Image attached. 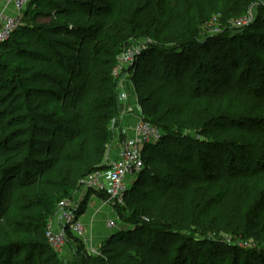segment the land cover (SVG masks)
Listing matches in <instances>:
<instances>
[{"label": "trees", "instance_id": "obj_1", "mask_svg": "<svg viewBox=\"0 0 264 264\" xmlns=\"http://www.w3.org/2000/svg\"><path fill=\"white\" fill-rule=\"evenodd\" d=\"M176 9L168 21L154 0H33L24 11L20 28L0 46V264H59L45 239L47 221L81 179L104 168L123 77L113 70L127 40L149 23L148 14L155 15L147 28L156 45L135 57L127 73L141 116L162 139L143 148L127 208L115 209L124 228L111 232L94 264H209L210 249L176 247L152 229L180 224L190 231L207 223L209 205L225 201L242 179L239 173L216 183L203 178L214 152L241 155L242 146L222 139L228 92H211L216 85L207 76L215 66L200 57L206 46L197 38L199 22ZM254 31L244 32L228 56L259 59L264 20ZM174 42L178 53L167 48ZM219 68L229 71L228 58ZM258 70L247 72L264 79ZM263 204L261 192L239 222L260 242L264 220L253 222V216ZM235 255L233 264H264L262 249Z\"/></svg>", "mask_w": 264, "mask_h": 264}, {"label": "rangeland", "instance_id": "obj_2", "mask_svg": "<svg viewBox=\"0 0 264 264\" xmlns=\"http://www.w3.org/2000/svg\"><path fill=\"white\" fill-rule=\"evenodd\" d=\"M245 3L246 0H154V6L162 15L161 20L168 21L171 16L175 15L174 10H178L177 7H183L184 15L194 16L199 22L197 38L202 47L206 46L199 53L200 57L203 58L205 55L209 64L215 66L214 72L207 76L212 84L216 85L211 92L216 93L223 90L228 92L225 104L226 115L230 119L222 139L242 146L241 155L232 156L214 152L212 159L207 161L210 171L205 173L203 178L205 177L211 183H216L223 177H234L238 173L242 178L230 197L222 203L212 202L209 205L207 223L191 228L190 231L180 224L163 226L154 223V226L152 225L153 232L156 230L164 232V237L176 243V247L186 244L190 248L189 251L194 253L210 249V254H207L209 264H233L235 254L242 258L249 251L264 250V242L256 240L253 233L247 234L242 231L239 225L248 206L261 192L264 197V79L261 75L258 77L247 72L249 68L258 72L259 68L264 69V49L259 59L242 57L240 54L232 58L227 54L230 48H233L234 42L240 41L239 38L244 32L256 34L254 28L264 20V0H250L249 4ZM147 17L149 23L145 22L146 26L143 25L141 29H138L134 38L127 40L122 47V53H133L137 57L148 50L150 45H156L150 38L151 33L147 28L151 21L153 22L155 15L148 14ZM179 24L183 28L184 23ZM178 45L174 42L167 48L178 53L180 52ZM225 58H228L230 62V69L222 72L219 62ZM252 62L256 63L253 65ZM129 67L125 65L121 70L123 73L121 82L125 91L133 86L131 77L127 73ZM114 77L116 78V75ZM232 91H235L237 95L231 96ZM123 137L120 136V139ZM115 140L116 137L112 135L110 146L114 145ZM134 179L135 177L131 181ZM90 196L91 192H84L77 188L69 200L76 201L81 197L87 200L86 198ZM82 202L79 211L82 216H87V202L86 204ZM124 208H127L126 203ZM105 209L112 213L110 208ZM107 212H102V224L96 228L92 226L93 221H87L84 238L70 237L63 247L57 250L52 249L59 264H94L99 255V249L111 233L105 227ZM126 216L127 213L124 217ZM263 220L264 204L253 216V222ZM116 222L118 229L124 228L120 218L117 217ZM145 226H148V223ZM177 236L182 237L178 242ZM140 239L149 244L152 243L150 237L141 236ZM168 261L171 262V257Z\"/></svg>", "mask_w": 264, "mask_h": 264}, {"label": "built area", "instance_id": "obj_3", "mask_svg": "<svg viewBox=\"0 0 264 264\" xmlns=\"http://www.w3.org/2000/svg\"><path fill=\"white\" fill-rule=\"evenodd\" d=\"M33 0H0V46L9 41L14 32L22 25V13ZM133 53H122L113 70V76L121 74L122 67L132 66L135 60ZM123 77L121 78V80ZM119 82L118 89L123 88ZM126 92L118 94V102L127 99ZM162 139V131L154 124L140 117L132 128V135L118 136L113 147L109 146L104 168L96 170L80 180L78 188L89 191L102 198L103 206L115 209L124 206L125 196L136 177L143 169L142 150L145 146L156 145ZM82 198V197H81ZM81 198L76 201L63 200L57 205L55 213L47 221L45 239L47 244L57 250L67 243L68 236L84 238L86 228L78 215ZM117 216L108 220L105 227L109 232L118 229Z\"/></svg>", "mask_w": 264, "mask_h": 264}, {"label": "crops", "instance_id": "obj_4", "mask_svg": "<svg viewBox=\"0 0 264 264\" xmlns=\"http://www.w3.org/2000/svg\"><path fill=\"white\" fill-rule=\"evenodd\" d=\"M130 89V90H129ZM130 91V92H129ZM121 92H126L127 99L125 101L118 102V112L112 122L111 130L114 138L118 136H131L132 128L135 126L137 121L141 116V108L138 104L137 97L134 91V87L131 86L128 88V91H125L124 88L118 89V94ZM111 147L112 144H111ZM82 199V198H81ZM87 202V216H81V221L83 222L85 228L87 227V221H93L92 226L96 228L99 224H102V212H107L105 206H103L101 197L91 193V196L86 198ZM84 200V199H83ZM90 217V218H89ZM116 217L114 212H107L105 219L111 220ZM111 233L108 234V236Z\"/></svg>", "mask_w": 264, "mask_h": 264}]
</instances>
